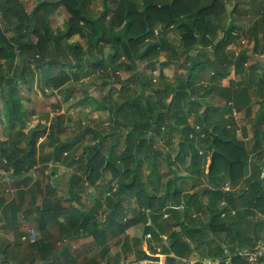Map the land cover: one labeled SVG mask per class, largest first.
Here are the masks:
<instances>
[{
	"label": "trees",
	"instance_id": "obj_1",
	"mask_svg": "<svg viewBox=\"0 0 264 264\" xmlns=\"http://www.w3.org/2000/svg\"><path fill=\"white\" fill-rule=\"evenodd\" d=\"M100 1L104 10L94 15L91 6L98 0H37L29 11L20 0H0V125L5 133L4 138L0 137V168L11 170V178L18 186L30 180L29 172L38 162L77 165L67 181L66 197L62 199L57 185L51 183L41 191L36 219L38 237L31 245L39 251L45 264H53L57 251L51 242L54 234L48 227L54 222L61 239L93 237L100 256L98 260L88 258L85 264H110L103 257L111 245L119 246L122 253L134 251L139 256L144 242L150 253H171L181 258L183 251L189 249L184 236H192L195 229L192 223L198 224L195 212L201 208L204 214L207 212L201 225L210 236L219 230L216 226H221L226 235L239 236L244 249L253 248L263 234L259 235L258 229L264 226V175L260 176L264 171V65L245 63L249 52L264 55V41L260 42L258 36L264 23L260 1L250 0L249 12L260 20L252 21L243 33L253 41L252 48H244L239 43L242 25L236 24L233 18L229 25L225 24V9L220 0L203 5L198 0H142L140 5L136 0ZM59 8L67 14L66 30L53 33L50 15ZM158 25L161 29L156 37L153 33ZM169 28L177 30L179 38L174 43L166 38ZM219 32L223 35L214 41ZM261 33L264 39L263 27ZM73 36L87 39L86 47L80 41L63 43ZM149 37L153 39L149 41ZM231 43L236 44L238 51L224 49ZM176 44L182 48L180 52L192 50L195 54L187 56L188 73L175 84L160 81L157 82L160 88L154 90L156 77L149 76L147 81L132 70L141 61H147L151 70H155L160 51L178 56L174 50ZM68 56L73 60L78 58L79 74L87 78L97 74L102 81L100 86L107 89L99 99L90 101L96 102L101 110L115 111V118L123 120L125 130L120 131L127 133L121 153L116 155L109 146L104 157L103 143L98 140L99 137L104 142L110 136L114 144L119 133H103L88 126L72 137L73 142L60 141L59 135L65 130L62 115L54 118L49 127H33L32 134L27 130L29 108L23 106V99L16 94L22 84L18 72L20 80L24 79L23 84L31 86L36 83L37 75L41 93L53 95L68 82L69 69L73 68L71 75L78 79L76 61L66 63L64 58ZM126 68L132 73L121 80L119 71ZM231 68L238 78L232 75L225 85L223 80ZM115 94L118 99H113ZM208 96L223 102L215 105V101L206 99ZM241 112L253 134L249 148L243 140L247 129L235 117ZM189 116H194L193 125L188 123ZM85 131L94 134V143L84 147L90 151L82 161H72L68 151L77 137H84ZM44 132L46 141L39 142ZM173 132L179 134L175 157L171 156V149L164 151L160 142L161 137L171 142ZM187 156L188 166L196 168L197 175H187L192 174L187 167L186 172L181 171ZM164 162L170 173L163 179L167 172ZM107 169L111 179L104 181ZM113 179L116 180L112 186ZM224 184L232 190H223ZM77 186L97 192L92 208L86 209L80 203L74 192ZM66 199L70 206L64 207L61 202ZM222 201L224 204L220 205ZM103 204L106 209H102ZM13 208V202L7 204L0 196L4 230L11 227L8 214L16 221ZM98 208L101 219H98ZM63 215H66L64 222L60 218ZM131 228L139 229V234L134 235L130 248L126 241ZM12 229H19L18 224L12 222ZM204 237L215 240L206 234ZM17 241H0V264H17L21 249ZM213 248V256L222 259V264L247 263L245 257L235 254V249L225 255L219 241ZM66 250L64 247L61 254L66 255L69 264L75 259ZM120 251L113 264H121ZM227 256L229 261L224 263Z\"/></svg>",
	"mask_w": 264,
	"mask_h": 264
},
{
	"label": "rangeland",
	"instance_id": "obj_2",
	"mask_svg": "<svg viewBox=\"0 0 264 264\" xmlns=\"http://www.w3.org/2000/svg\"><path fill=\"white\" fill-rule=\"evenodd\" d=\"M168 1L170 2L172 0H168ZM210 1L211 0H198L200 5L207 4ZM220 1H222V4L224 5V9H225V16H224L226 17L225 24L228 23L229 25V23L231 22L233 18V21L236 24L242 25L243 27L242 31L238 30L242 37L239 43L244 48H252L253 41L248 39V37H244V34H243L244 30L248 31L247 28L251 26L252 21L260 20L259 16H255L254 13L249 12V10L251 11V4H249V2L251 3V1L250 0H220ZM20 2L22 3L23 7L27 11H29L35 6V3L37 2V0H20ZM136 3L140 5L142 3V0H136ZM235 3L237 4V8L235 6ZM91 9L93 10L94 15H97L99 14L100 11L104 10L103 3L100 0H98V2H96L95 4L91 6ZM233 9L235 10L232 12ZM50 16H51L50 25L52 28V32L53 33L55 32L63 33L66 30V18H67L66 12L62 8H59L57 11L52 13ZM249 19L251 21H248ZM160 27L161 26L155 27V31L153 34L156 37H159L158 33L161 29ZM262 27L264 28V23H261V31H262ZM261 31L258 32V36H259V41L263 42L264 39L262 38ZM166 32H167L166 38L170 42L174 43L176 42L177 38H179L177 36L178 34L175 28H169L167 29ZM222 35L223 33L219 32V34H217L214 41L219 39ZM150 39H153V38L149 37L148 40L150 41ZM73 41H80V43H82L84 47H86L85 44H87V39H80L78 36H73L67 41L64 40L63 43L66 44V43H70ZM235 46H236L235 43H231L224 49L228 51H233V50L238 51L235 48ZM174 50H177V52L179 53L178 56L171 55L169 53L170 51L169 52L166 50L160 51L158 55V62L155 66V70H151V68L148 66L149 64L147 63V61H141L137 65V68L136 69L133 68L132 70L137 71V73H139V75L143 77L144 79L146 78L145 80L147 81L149 79V76L156 77L155 78L156 84L154 83L152 85V88L154 90L160 88L159 86L160 84L157 83L160 81H167V82L170 81L169 83L175 84L178 78L186 77L188 73V66H189V63H187V56L194 55L195 51L191 50V51L180 52L182 51V48L178 44L174 46ZM202 51L208 52L206 49ZM107 52H108V49L105 50V53ZM206 52H203L201 54H204ZM64 59L66 60V63H70V64H74V61H76V69H77L76 74L78 75V79L76 80L74 78L75 75L74 76L71 75L73 68L69 69L68 73L70 74H69L68 82L62 85V87H60V90H55L53 92V95L45 96L44 94L41 93V91L39 90V86H38V79L36 80L37 75L34 77V81L36 83L31 86L29 83L23 84L22 81L24 79L22 78V81L20 80L21 75L18 72L17 75L19 77V81L22 84L20 85L16 94L19 95L23 99V106L25 108H29V111L26 114V117L28 119V126H29L27 130L29 131V129L33 127H37L38 129L49 127V125L51 124L54 118H56L59 115H62L64 117L63 122H62V127L65 126V130L62 135H59L60 141H66L67 143L73 142L72 137H76L75 135L81 133V131L84 130L88 126V127H91L92 130H99V131H102L103 133H119L118 138H116V142L114 144L112 143V140L109 138L110 136L106 138L104 142H102V140L99 137H98V140H100V142L103 143V146L101 148V154L104 155V157H107V151L105 149L109 146H110V149L113 152H115L116 155L121 153V151L125 148V136L127 133L125 131H122V130H125L124 129L125 126L122 123L123 120L121 119L118 120L115 118L116 117L115 111L110 112L108 110L107 111L101 110L99 109L96 102L90 101V99H93V98L99 99L104 93L106 94L107 92L106 88L103 89L100 86L102 82L100 81L101 80L100 77L99 76L97 77V74H93L92 76H89V78L83 77L82 74H79L81 67H80V64L78 63V58L77 59L74 58L73 60L71 56H68L67 59L66 58ZM256 62H259L260 64L262 63L264 65V55L262 54L256 55V54H253L252 52L251 53L249 52V56L247 58L245 65L255 64ZM129 71L130 70L128 68L122 71H119L118 76L122 78L121 80H123L130 73H132L131 71L130 72ZM233 73H234V70L232 69L229 75L223 80V84L227 85L228 84L227 80L229 78L231 79L232 75L235 77V79L238 78V76H236ZM134 79L135 77H133V82H136ZM152 82H154V79ZM113 84L114 86L118 87L117 84L115 83ZM28 85L31 86V88H29ZM2 87L5 89L4 85ZM146 91L148 92L150 91V89L148 88L146 89ZM161 95L162 94L159 93V96ZM86 97H88V99ZM84 98H86L85 101L81 103V101ZM113 99H118L116 94L113 95ZM206 99L208 101H215L214 102L215 105H221L223 102L222 99H219V98L217 99V97L213 99L212 96H208L206 97ZM253 107H256V106H253ZM182 111L184 112V110ZM193 117L194 116H189L188 118V123L192 125L194 122ZM235 117L240 126L243 125L247 129L246 131H250V124L245 120L244 118L245 114L243 112L236 114ZM240 126H238L237 132L240 131V128H239ZM2 128L3 126L0 125V137L4 138L5 133H2ZM120 129H122L121 130L122 132L120 131ZM45 134L46 133L44 132L40 135L41 138L39 142L42 140L46 141V139H44ZM83 134H85L84 137L83 138L77 137L76 140L74 141V145L68 151L69 159L72 161L73 160L82 161L81 159L85 155H87L88 152L90 151L89 149L84 150L85 149L84 147L94 143L95 137L91 131H85ZM237 135L241 137V133H237ZM171 136L173 137L171 139V142H166L165 141L166 139L162 137L160 138V142L162 143V145H164L163 150L165 151L167 149H171V156L175 157L177 153L179 134L176 132H173ZM251 139L252 138L250 137H248V139H243L245 140L244 142L246 143L247 148H249V145H250L249 142ZM172 144H173V147L171 148ZM253 157L254 155L251 156V164L253 163L252 162ZM53 164L58 165V167L53 166ZM164 164H165V169L167 172H166V175L163 177V179L167 177L170 173L169 168L167 167L165 162ZM188 165H189V160L187 156L185 158V163L181 166V171H185L187 167L189 169V172L192 173V174L187 173V175H197L196 168L191 169V167ZM76 166L77 165H75L74 162H72V164L70 165H65V164L61 165L59 164V162H56V163L47 162V165L44 168V172L47 174L44 176H47V177L42 179V181L37 185L43 186L44 185L43 183L47 182V183H51L52 185L54 184L57 185L58 190L60 192H65L67 191V188H68L67 181L71 179V175L75 172L74 169H76ZM53 171H56V172L54 173ZM41 178H43V176H41ZM104 178H106L104 181H106L107 179L108 180L111 179V172L109 169H107L104 172ZM163 179L161 180L162 182H163ZM114 180L116 179H113V182L111 183L112 186L115 182ZM102 181L103 179H101L98 182H102ZM85 183L87 184V182ZM2 184L4 185V183ZM197 188L198 187H196L195 189ZM239 188L241 189L242 187L241 186L238 187L237 190H239ZM82 191L85 194V196L91 194L90 188L84 191L77 186V188L74 190V192H76V195H78V193ZM93 193L95 194L97 192L94 190ZM88 204H90V202H87V205ZM102 209H106L104 204L102 205ZM98 210L100 209L98 208ZM63 216L65 217L66 215H63ZM101 218L102 217L100 215L98 219H101ZM179 230L180 229H178V231ZM33 231L36 234V231L35 230ZM84 240L86 241V250L82 257L84 260H86L89 257H93L97 255L99 246L97 245V243H95L92 236H87V238H85ZM232 240L237 241L236 242L237 246H240L241 243H242L241 246H243V241L239 240V236L237 237L234 236ZM211 241L215 242L214 240H211Z\"/></svg>",
	"mask_w": 264,
	"mask_h": 264
},
{
	"label": "crops",
	"instance_id": "obj_3",
	"mask_svg": "<svg viewBox=\"0 0 264 264\" xmlns=\"http://www.w3.org/2000/svg\"><path fill=\"white\" fill-rule=\"evenodd\" d=\"M260 8H264V0H260L259 4ZM228 85V84H227ZM248 132V137L252 138V130L246 131ZM251 157V156H250ZM40 179H43L40 177ZM42 181V180H41ZM40 181V182H41ZM11 183H8L11 185L13 181H9ZM39 182V183H40ZM44 185H37V182L35 181L33 184H30L29 181L26 183H22L19 185V190L16 192V194L13 195H4L3 198L6 199V203L9 204L10 202H13L15 210V218L16 221H13V217L11 218V214H8L7 217L10 220L11 227H8V229L4 230L2 227L4 226L5 220L0 217V241L5 242H13L19 239L17 241L20 243L21 249L19 251L18 255V262L17 264H45V262L42 260L41 254L39 251L31 245V242L27 241L24 237L26 236V230L28 228H32L36 232L38 231V223L36 222V219L38 218V208L41 206V197L42 193L41 191L44 190L45 186L48 184L47 182L43 183ZM31 190V191H30ZM20 191H23L22 193H19ZM19 193V194H18ZM57 193L61 196L63 199L67 196L65 192L57 191ZM81 196V197H80ZM95 196L91 192L90 195H86L82 192H79L76 197L80 201V203L83 204V207L85 206L86 209L92 208L95 202ZM66 200H62L61 205L64 207L70 206L69 202ZM87 202H90V204L87 205ZM77 207H80L77 202H73ZM82 206V205H81ZM220 208V207H219ZM101 215L100 210L98 211V216ZM195 216L197 217L198 224L192 223V227H195L193 229L192 236H184V239L188 243V250L183 251L184 255L181 254V258H178L175 254H160V262L158 263H144V262H138V264H184L186 261L188 264H222V259L214 257V246L217 241L224 247V249L228 250L229 253L233 249L242 248L244 249L245 246H237L236 242L233 241V237L231 234L226 235L225 232H223V229L221 226H216V230L219 228V230L216 231V233H212L210 236V233L208 230H204L203 226L201 225L204 222V219L207 218V212L204 214L203 210L200 208L196 210ZM61 221H65L66 216H61ZM206 220V219H205ZM192 221V220H191ZM12 222L18 224L17 230L12 229ZM244 226V224L242 225ZM247 227V226H244ZM263 227V228H262ZM258 229L259 235H261L264 226L262 225ZM48 230L54 234V237L52 238L51 242L53 243V246L55 247V251H57L54 263L53 264H67L66 261V255L62 256L61 251H63L64 247L67 249L66 252L70 253L72 257L75 259L74 261H70L69 264H85V261L83 259L84 252L86 250V241L84 240L87 238L86 235H81L78 238H73L72 240L60 238L59 237V227L54 222L51 223V225L48 227ZM139 229L137 228H131L128 230V234L130 237L127 238V245L131 248L133 245V237L136 234H139ZM200 232H202L204 235H208V237L215 239L213 241L209 240L208 238H205L204 235H202ZM258 235V236H259ZM246 245V244H245ZM247 248L250 246H246ZM146 245L145 242L142 243V249H145ZM246 249V248H245ZM120 251L119 246L111 245L108 249V254H106L103 257V261L109 260L110 264H113L117 257L115 255L118 254ZM100 251L97 252V255L93 256L92 258L99 259ZM177 250V255H178ZM134 251H128L125 253H122L120 251L119 253V261L121 264H133L132 261L137 259L138 256L134 255ZM232 254V253H230ZM229 257L227 256L224 259V263H227L229 261ZM88 258V257H87ZM91 259V257H89ZM115 258V259H114ZM263 259V260H262ZM261 259L262 264H264V257ZM135 264V263H134Z\"/></svg>",
	"mask_w": 264,
	"mask_h": 264
},
{
	"label": "clouds",
	"instance_id": "obj_4",
	"mask_svg": "<svg viewBox=\"0 0 264 264\" xmlns=\"http://www.w3.org/2000/svg\"><path fill=\"white\" fill-rule=\"evenodd\" d=\"M48 163H54V162H52V161H48ZM46 165H47V162H38V163H36L35 165H33L32 166V168L34 167V166H37V172H38V175L36 176V177H32V174H31V171H32V168H31V170H30V176H31V178H30V180H29V183L30 184H33L35 181L37 182L38 180L39 181H41L42 179H39L41 176H43V179L45 178V177H47V176H44V175H47L45 172H44V168L46 167ZM53 166H55V167H58V165H55V164H53ZM1 169V168H0ZM1 170H4V174H0V177H1V179H0V185H1V187H0V193H2V197L4 196V195H7V194H5L3 191H4V189L5 188H7V187H13V188H16V192L19 190V185L17 186L16 184H15V182H14V180L11 178V170H5L4 168L3 169H1ZM262 172H264V171H262ZM247 176V175H246ZM9 181H13V183L11 184V185H9L8 183H11V182H9ZM2 183H4V185L2 184ZM84 185H86V183H84ZM225 186H227L229 189L228 190H225V191H229V190H232V188H230V186L228 185V184H224L223 185V188L225 187ZM224 190V189H223ZM16 192H15V194H16ZM14 194V195H15ZM13 195V196H14ZM28 229H30V228H28ZM32 229V228H31ZM263 232H264V229H263ZM26 235H27V230H26ZM36 236V238L38 237V235H37V233L35 234ZM162 239L164 240V241H166L165 240V236H162ZM36 240V239H35ZM34 240V241H35ZM27 241H29L28 239H27ZM33 241V242H34ZM29 242H31V241H29ZM224 250H226V249H224ZM241 250H247V249H242V248H237L236 249V251H235V254L237 255V252L238 251H241ZM143 252H146V253H148V254H151V255H158L159 257H160V254H162V253H150L148 250H147V247L145 248V249H142V252H141V255H142V253ZM230 253H229V251L228 250H226V252H225V255H229ZM141 255H139L138 256V258L141 256ZM238 256H240V255H238ZM243 257H245V259H246V261H247V258H246V256H243ZM263 258V257H262ZM261 258V259H262ZM261 259H260V262H261ZM139 262H144V263H158V262H160V259H159V261H151V260H143V261H139ZM138 263V262H137ZM248 263V262H247ZM246 263V264H247ZM134 264V263H133ZM261 264H262V262H261Z\"/></svg>",
	"mask_w": 264,
	"mask_h": 264
},
{
	"label": "built area",
	"instance_id": "obj_5",
	"mask_svg": "<svg viewBox=\"0 0 264 264\" xmlns=\"http://www.w3.org/2000/svg\"><path fill=\"white\" fill-rule=\"evenodd\" d=\"M0 174H4V171L0 169ZM32 177H36L38 175L37 172V166H34L32 168L31 171ZM224 190H228L229 188L227 186H225L223 188ZM5 194L8 195H14L16 192V188L13 187H7L4 189L3 191ZM2 195V193H0V196ZM224 202H220V205H223ZM262 217L264 218V214L262 215ZM35 233L33 231V229H27V235L24 237L25 239H28L29 241L33 242L36 237H35ZM226 252V250H225ZM237 255L240 256H246L247 258V264H261L260 259L262 257H264V232L261 235L260 238L257 239L256 244L253 248L249 249V250H241L237 252Z\"/></svg>",
	"mask_w": 264,
	"mask_h": 264
},
{
	"label": "water",
	"instance_id": "obj_6",
	"mask_svg": "<svg viewBox=\"0 0 264 264\" xmlns=\"http://www.w3.org/2000/svg\"><path fill=\"white\" fill-rule=\"evenodd\" d=\"M29 132H30V134H32L33 128H30ZM263 175H264V172H262L260 176L262 177ZM159 259H160V257L158 255H151V254H148L146 252H143L142 255L139 258L133 260L132 263H137V262L143 261V260L159 261Z\"/></svg>",
	"mask_w": 264,
	"mask_h": 264
}]
</instances>
